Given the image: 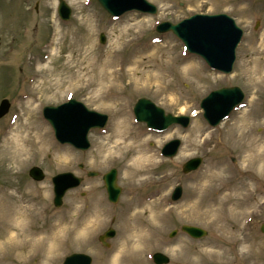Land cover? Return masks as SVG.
<instances>
[{"label":"rangeland","instance_id":"obj_1","mask_svg":"<svg viewBox=\"0 0 264 264\" xmlns=\"http://www.w3.org/2000/svg\"><path fill=\"white\" fill-rule=\"evenodd\" d=\"M59 1L0 0V102L6 98L11 103L9 112L0 119V143L23 115L25 101H32L31 107L36 108L38 121L44 122L54 143L45 151L21 159L5 157L0 160V200L4 198L11 207L17 204L19 209L31 207L36 212L33 222L26 226V232L31 234L49 230L57 218L68 217L70 208H74V219L78 223L89 222L95 216L102 222L96 230H93L94 225L86 233L65 234L60 258L53 264H63L64 259L75 252L90 255L93 264H154L152 255L155 252L168 255L170 264H264V233L260 230L264 223V176L258 175L257 170L243 168L237 144L228 139V129L247 110L252 99L254 88L247 82L243 70L252 57L251 46L264 40V0H147L157 7L158 14L130 12L119 18L110 16L96 0H64L72 9L68 21L61 20L58 15ZM221 13L233 18L244 32L236 50L233 71L229 74L217 72L200 57L187 53L174 33L160 34L155 29L161 22L178 23L195 14ZM136 24L140 25L136 27ZM121 32L125 35L124 41L120 48L114 49L116 36ZM101 33L106 36L104 44L100 43ZM157 44L165 46L168 53L163 52L164 48L154 46ZM88 48L93 49L92 58L98 64L114 53L115 74L101 77L95 65L77 79L76 73L84 66L82 60ZM153 52L166 54L169 61L166 67L169 86L166 89H158L157 85L146 88L139 80L145 68L154 70V64L148 62V55ZM139 53L142 56L132 59ZM161 56L158 53L154 63L159 62ZM261 56L264 57V52ZM191 64L197 67L192 75L186 73V67ZM72 82L74 87L69 86ZM224 87L240 88L245 98L213 128L205 120L200 102L211 91ZM259 91L254 96L257 100L254 111L264 112V87ZM140 98L149 99L166 114L192 116L190 126L184 129L174 125L164 132H157L145 123H138L133 108ZM173 98L178 100L177 104L170 102ZM70 99L109 116L103 129L90 131L91 147L85 152L60 144L43 117L45 106H56ZM195 111L199 112L198 118L194 116ZM121 116L133 123V130L141 136L144 148L158 163L152 175L154 180L139 189L125 180V166L130 155L113 154L101 162L96 154L100 144L108 148L113 146L112 128ZM199 124L206 129L201 133L193 132ZM254 133L264 140V119L256 124ZM176 138L182 142L178 154L173 158L163 157L162 147ZM205 138L209 140L206 143ZM184 149H187V155L181 158ZM65 150L70 153L69 163L61 165L60 156ZM195 157L203 158L200 168L189 174L182 173L183 163ZM216 161L222 162L225 179L219 190L204 198L193 187L208 164ZM81 163L85 170L79 168ZM33 166L44 170L43 181L29 177L28 171ZM111 168L118 169V183L122 187L120 200L115 205L108 201L102 181L103 174ZM65 171L83 175L85 180L80 188L68 191L63 206L56 208L52 178ZM87 171H97L99 176L88 178ZM245 183L249 184L246 190ZM162 185L167 187L165 203L166 209L170 210L166 222L150 232L152 239L145 245L122 251L119 239L127 210L134 199L147 198ZM177 185L183 187V197L175 203L171 201V194ZM235 185H238L237 192L243 193L241 214H227L220 223L179 214L186 208L185 204L203 201L202 206H205V200H213ZM141 215L146 218L148 213L144 211ZM4 224L6 236L13 232L21 235V230L13 227V217ZM185 224L206 229L208 235L192 239L180 230ZM2 226L0 222V230ZM109 226L117 233L109 241L110 247L105 248L98 237ZM175 229L177 235L169 237ZM12 240L4 252L7 264H41L40 250L26 256L21 248L22 239ZM195 253L200 257L196 259Z\"/></svg>","mask_w":264,"mask_h":264},{"label":"bare ground","instance_id":"obj_2","mask_svg":"<svg viewBox=\"0 0 264 264\" xmlns=\"http://www.w3.org/2000/svg\"><path fill=\"white\" fill-rule=\"evenodd\" d=\"M139 25L136 24V27ZM124 36L123 32L117 34L114 49L120 48L124 41ZM154 46H159L158 49L164 48L163 52L168 53L165 46H161L160 44ZM263 52L264 40L251 46L252 57L247 61L246 65L244 64L243 73L249 85L254 88L252 99L249 101L247 110L228 129V139L237 144L242 157L243 168L257 170L256 173L261 176H264V140H262L261 136H257L254 133V127L264 119V112L254 111L257 102L254 96L264 87V57L261 56ZM158 53L162 54V56L159 62L154 63L157 61L155 58L158 57ZM158 53H149L148 62L154 64L152 67L154 70H147L145 68L142 72V78H139L146 88L157 85L158 89H166L169 86L166 74V67L169 61L165 57L166 54ZM85 54L82 60V65L84 64V66L78 70L75 76L77 79L82 78V72H87L91 66L95 65L98 66L101 77L115 74L114 68L116 62L113 59L114 53L108 54L100 64L94 62L92 48H88ZM140 56H142L140 53L133 55L132 59H138ZM196 69L197 67L191 64L186 67V73L192 75ZM69 86L74 87L75 84L72 82ZM71 87L69 88L70 91L73 90ZM177 101L176 98L170 99V102L174 104H177ZM31 103L32 101L23 102L26 106L23 115L15 121L0 143V160L3 161L5 157L21 159L23 156L45 151L54 145L49 129L42 122L38 121L37 110L31 107ZM99 107L104 108L105 106L100 105ZM198 116L197 112L195 117L198 118ZM205 129V126L199 124L194 127L193 132L201 133ZM140 137L133 130V123L125 116H121L120 120L112 128L110 139L113 138L115 140L113 146L108 148L104 144H100L96 153L101 162H104V160L113 154L130 155L128 163L125 166V180H128L127 182L130 186L136 189L142 188L147 182L154 180L152 175L158 166L155 156L144 148ZM203 141L206 143L209 140L205 138ZM62 152L59 164L67 165L70 153L67 150ZM186 155L187 149H184L180 157L182 158ZM225 172L222 162L216 161L208 164L203 174L199 179H196L193 189L200 196L202 195V197L205 196L204 198H206L207 194L220 189V184L225 179ZM248 185V183L243 185L245 190L248 188ZM237 189L238 185H235L233 188L228 189V192L218 195L213 200H211L212 198L205 200V206H202L203 201L195 204L188 201L189 203L185 204L186 208L182 209L179 214L183 216L189 214V217L192 219L211 220L215 223L224 221L227 214L239 215L242 213L241 204L243 203L241 200L243 199V195L241 194L243 193L237 192ZM166 190L167 187L162 185L159 190L152 193L153 198L151 200H147L146 198L134 199L132 206L127 210L124 227L121 230L119 245L122 251L126 252L127 249H136L145 245L146 242L152 239L150 232L166 222V214L170 211L166 209ZM5 200L4 198L0 200V222L3 223L2 230H0V264H7L4 259V252L9 248L14 238L22 239L21 243L23 244L21 248L24 250L26 256L33 251L40 250L42 252L41 264H53L59 258L65 241V234L71 236L79 232L86 233L94 225H101L99 220L96 221L97 216L91 218L89 222H76L73 215L74 208H70L67 213L68 217L60 216L61 218H57L49 230L35 234L27 233L26 226L33 222L36 212L31 207L19 209L17 204L11 207V204ZM144 211L148 213L146 218H143L141 215ZM9 217H13V227L21 230V235H16L13 232L6 236V225L4 222ZM199 257V253H195V258Z\"/></svg>","mask_w":264,"mask_h":264},{"label":"water","instance_id":"obj_3","mask_svg":"<svg viewBox=\"0 0 264 264\" xmlns=\"http://www.w3.org/2000/svg\"><path fill=\"white\" fill-rule=\"evenodd\" d=\"M102 6L113 15H121L129 10H138L146 13L155 14L157 8L146 0H98ZM59 13L64 19L71 15L70 8L63 0L60 1ZM159 31L172 30L186 43L191 52L201 54L207 62L214 68L225 73H230L236 58L235 52L242 37V30L236 25L235 21L225 14L219 15H196L180 24L173 25L163 23ZM102 36V41H104ZM244 94L238 87L223 88L213 92L202 103L205 110V117L213 124L217 125L224 119L232 109L242 102ZM9 109L8 102L4 101L0 106V117L7 113ZM135 113L140 121H145L149 126L163 129L174 122H180L187 125L188 117H174L166 115L164 110L156 107L151 101L141 99L136 107ZM45 116L54 126L57 137L61 142H69L81 149H87L89 143L87 140L88 132L94 127H103L106 124L107 116L88 110L82 103L70 101L59 107L45 108ZM178 141L169 144L164 154L168 156L175 155L178 147ZM201 159L196 158L188 161L184 165V172L196 170ZM30 175L36 179L44 178L43 171L34 167L30 170ZM107 185L110 193V199L116 201L120 189L116 186V171H112L107 176ZM55 184V204L61 205L64 193L80 184V179L72 173H64L54 178ZM182 190L177 187L174 199L181 196ZM194 237L203 236L205 231L196 227L184 226ZM264 231V227H263ZM112 235V233L110 234ZM155 261L159 264L167 263L168 258L162 254L155 255ZM91 259L81 254H74L66 259L65 264H90Z\"/></svg>","mask_w":264,"mask_h":264}]
</instances>
